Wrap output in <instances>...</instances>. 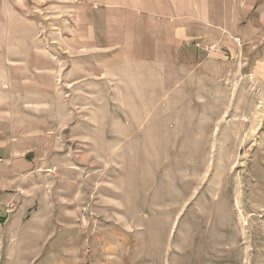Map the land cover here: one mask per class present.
Masks as SVG:
<instances>
[{"label":"rangeland","instance_id":"obj_1","mask_svg":"<svg viewBox=\"0 0 264 264\" xmlns=\"http://www.w3.org/2000/svg\"><path fill=\"white\" fill-rule=\"evenodd\" d=\"M82 2L0 0V166L53 264H264V35L101 52Z\"/></svg>","mask_w":264,"mask_h":264},{"label":"crops","instance_id":"obj_2","mask_svg":"<svg viewBox=\"0 0 264 264\" xmlns=\"http://www.w3.org/2000/svg\"><path fill=\"white\" fill-rule=\"evenodd\" d=\"M83 1L87 5L80 6L85 10H91L92 4L109 6L97 11L99 19L89 18L87 22V29L94 32L101 52L214 53L217 46L229 47L235 44L234 37L248 31L260 30L264 35V13L258 7L259 0ZM6 168L0 166V264L16 263V253L10 257L4 250L6 245L15 248L19 244L29 247H22L23 256L17 258L18 264H53L56 257L46 249L62 238L60 229L41 220L34 224L24 222L26 212L32 208L29 206L32 199L25 200L15 192L24 188L22 181L26 177L38 181L40 174L22 177L6 172ZM10 204L16 205L14 209H8ZM64 243L70 242L65 238ZM34 246H39L38 251Z\"/></svg>","mask_w":264,"mask_h":264},{"label":"built area","instance_id":"obj_3","mask_svg":"<svg viewBox=\"0 0 264 264\" xmlns=\"http://www.w3.org/2000/svg\"><path fill=\"white\" fill-rule=\"evenodd\" d=\"M235 40L237 41V42H240V38L238 37V38H235Z\"/></svg>","mask_w":264,"mask_h":264}]
</instances>
